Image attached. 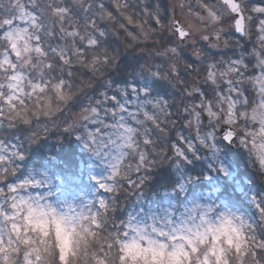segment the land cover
<instances>
[{"label":"snow or ice","instance_id":"obj_1","mask_svg":"<svg viewBox=\"0 0 264 264\" xmlns=\"http://www.w3.org/2000/svg\"><path fill=\"white\" fill-rule=\"evenodd\" d=\"M162 7L157 3L150 11L145 5L141 16L127 0H112L110 6L104 0H0V264H46L53 233L34 238L30 228L46 224L74 236L73 217L55 203L63 197L71 208L83 177H94L105 163L110 169L105 182L92 181L97 199L89 230L96 235L92 230L103 229L110 214L118 221L105 254L113 264L149 258L160 264H264V233H259L264 189L257 192L234 160L225 162L239 145L249 153V167L254 158L264 175V0L188 5L186 14L203 29L198 40L191 25L178 19L166 23ZM18 20L25 26L13 28ZM129 26L145 39L158 30L169 33L157 53L167 67L141 65L135 75L103 79L104 70L116 63L109 37L122 31L137 40ZM189 44L190 53L184 51ZM206 50L222 54L206 58ZM193 71L196 79H186ZM177 91L184 103L174 108L170 98ZM69 108L72 114L65 115ZM165 156L169 165L157 169ZM149 181L165 193L159 197L167 205L160 208L165 217L178 205H190L183 214L189 219L198 214L203 224L221 205L226 212H220L218 226L186 234L150 225L158 236L181 241L169 250L133 225L130 213L116 215L123 183L140 189ZM204 187L219 204L201 202L197 189ZM38 189L43 192L33 195ZM155 189L152 200L158 198ZM133 195L138 201L144 197ZM152 211L149 205L150 216ZM129 228L135 235L129 236ZM244 229L251 233L246 239ZM93 259L109 264L95 253ZM54 261L67 264L68 258L62 261L57 249Z\"/></svg>","mask_w":264,"mask_h":264},{"label":"rangeland","instance_id":"obj_2","mask_svg":"<svg viewBox=\"0 0 264 264\" xmlns=\"http://www.w3.org/2000/svg\"><path fill=\"white\" fill-rule=\"evenodd\" d=\"M185 4L186 8L185 10H181L179 7V4ZM197 4V0H173L169 4V10H170V16H169V21L174 19L175 17L178 18L181 23L185 26L191 25L192 26V31L196 33V38L198 40L199 33L202 31L201 25L195 21L194 17L189 16L186 14V9L188 5L195 6ZM25 25L21 21H17L15 24H13V28L16 27H24ZM209 31L211 29H208ZM165 35H169L167 31H165ZM165 46V45H164ZM163 46V47H164ZM197 47H200L201 45L198 43L196 45ZM163 47L158 48V52L161 51ZM192 45L189 44L184 51L190 53L192 50ZM140 50V49H139ZM157 52V53H158ZM204 55L206 58H212L215 57V59H219L220 55L219 52H214L212 50H206L204 52ZM160 57V56H158ZM160 59H162L160 57ZM163 62V60H162ZM167 67V65H166ZM181 71H184L183 63L180 65ZM197 77V73L193 71L191 75L189 76L190 80H194ZM176 94H179L178 91L174 92L170 98V103L173 104L174 108L177 106H182L184 103L183 100L178 101L176 98ZM174 135V133H173ZM171 152L167 153V156H170ZM167 156L162 161H159V167H164L169 165V161L167 159ZM242 157V158H241ZM249 153L243 152L239 145L233 146L225 158V162L229 163L232 162L233 160L235 161V164L240 163L239 170L242 172L246 171H254L257 172L260 176L261 175L256 168V163L254 158L252 159V167L254 166L255 168L252 169L248 165L249 161ZM50 170L53 172L55 175L56 169L53 168V166L49 165L48 166ZM157 167V166H156ZM218 167V165H217ZM159 169V168H158ZM110 172V169H107V165L102 164L97 167V170L95 172L94 177L93 176H86L83 177L82 183H80V188L82 189L81 195L79 198L70 200L71 203V208L66 207L64 203V198L60 197L59 203H55V207L57 210L61 213L67 212L70 217H73V220L71 221V225L75 227V235L70 237L69 233L65 231V229L57 226H52L51 229L49 228L48 225H35L30 228L29 235H32L34 238L38 234H47L49 231L53 233L52 237H49V243L47 244L48 251L50 253H53V255H48L46 258V264H55L54 261V253L58 249L60 252V259L63 261L65 257L68 258L67 264H76L79 262L81 258V254L87 252L88 249V236H93L91 234V231L89 230V217L96 211V209L92 206L96 202V191L97 189L92 186V181L93 179L100 181V182H105V178L108 176ZM133 178H135V173L132 172L130 173ZM155 172L152 173L154 175ZM217 182H222L223 177L217 175L216 177ZM264 181V179H263ZM254 189L258 192L261 189H256L255 185H253ZM154 189L155 186L153 185L152 181L146 182L143 186V188L136 189L135 187L129 188L127 183H123L119 197L116 200V215L120 216L123 215L124 213H130L133 217L131 223L137 227L144 228L146 233L148 234L149 238L157 240L159 243H166L169 245V250H171V244L173 243H181V241L176 240V241H169L167 237H161L158 236L156 233H153L151 231V226L156 227L157 229L165 232H169L171 229H177V232L179 233H185L186 229H192L193 232L199 230L203 231L205 230L209 225L213 226H218L219 220H220V212L224 211L226 212V208L221 205L219 209L215 210L213 213L209 214L207 219H208V224H203L201 223L199 219V215L197 214L193 219L188 218V214H183L184 213V207L185 206H190V205H178L177 210L171 215L165 217V215L160 212L161 207H166L159 197L164 195L165 193L162 192L160 189H155L157 199L152 200V197L154 195ZM230 191V190H229ZM43 189H38L35 192H32L33 195H36L38 193H42ZM143 192L144 197L142 200L138 201L137 196L133 195V193H136L137 195ZM197 192L201 196V202L205 204H219L220 203V198L217 197V195L211 191V188L209 187H204V188H198ZM22 194H27V193H22ZM206 198V199H205ZM57 198H49L48 202H54ZM121 201V206H120V200ZM92 203H89V202ZM44 201H41L43 203ZM149 205L152 208V215L150 216L148 214V208ZM123 210L121 212L120 210ZM143 209V211L141 210ZM171 221V223H169ZM118 221L115 220L112 215L110 214L107 223L103 229H100L99 231H95L97 236L99 235L98 239L101 242H108L111 243L113 237L110 236L111 232H114L115 229L113 228V225L117 223ZM234 224H238V221H233ZM98 230V229H94ZM92 230V231H94ZM260 230V229H259ZM262 231L264 233V228H262ZM129 236L135 235V233L132 232L131 228L128 229ZM244 239H246L251 233L247 230L244 229ZM259 234V233H258ZM53 239H54V246H53ZM5 240H7V235H5ZM99 242V243H100ZM104 243V244H108ZM142 246H146L147 241L143 240L140 241ZM250 243V242H249ZM23 251V249H22ZM203 251V249H202ZM85 254V253H84ZM115 256V253L113 254ZM113 259V257H112ZM229 259L232 260L234 259V254L229 256ZM113 264V262H112ZM133 264H160L159 258L156 259H151L149 258L147 262L140 260V261H135ZM165 264H175L174 261L168 260L165 261Z\"/></svg>","mask_w":264,"mask_h":264},{"label":"trees","instance_id":"obj_3","mask_svg":"<svg viewBox=\"0 0 264 264\" xmlns=\"http://www.w3.org/2000/svg\"><path fill=\"white\" fill-rule=\"evenodd\" d=\"M173 0H127V3L130 6V9L135 12H140L142 16V10L145 7V5L148 6L149 10L151 11L152 8L157 4H161L163 7L160 9L161 14L165 15V22L167 23L169 21V4ZM104 2L107 5H111L112 0H104ZM167 9L165 12L164 9ZM129 29L137 34V40H132L131 38L127 37L124 32L120 31L118 32V38L117 37H109L108 45L110 47V50L112 54L116 57V63L104 70V76L103 79H109V78H124L127 76L129 72H131L133 75L139 70L143 71V69L140 68L141 65H144L145 68L147 67H153L156 64H164L166 67L167 61L160 59L158 57L157 52L159 47H163L167 43V38L169 35H165V31L158 30L155 33H150L148 38L145 39L143 36H140L138 33V30L135 29L132 26H129ZM159 41V43H157ZM140 49V50H139ZM222 53H219L221 55ZM215 58V57H212ZM163 60V62H162ZM85 79L88 77L85 76ZM186 79H189V76H186ZM176 98L178 101L182 100V98L179 96V94H176ZM73 112V109L69 108L65 110V115H71ZM56 119H63V116H58ZM57 139L56 136L50 137L51 142L54 144L55 140ZM242 158V157H241ZM159 160V157H157ZM159 165V164H158ZM157 165V169L160 168ZM238 167H240V163H237ZM165 167V166H164ZM255 168L254 166L252 169ZM247 175L251 177L253 181V185H255L256 189H264V181L261 176L254 171H246ZM155 175V174H154ZM120 200V206H121ZM94 230V231H99ZM100 232V231H99ZM98 232V233H99ZM97 233V234H98ZM259 233H263L262 228H260ZM88 236L89 239L87 241L88 243V249L87 252L84 251V253L81 254V258L79 262L76 264H95V261L93 259V253L96 254L97 257H104L108 259L109 264H112L113 259L112 256H106L105 254L108 253L110 250L108 248V242H101L99 241L97 236ZM100 242V243H99ZM108 243V244H104ZM115 251H113V254ZM73 264V263H71Z\"/></svg>","mask_w":264,"mask_h":264},{"label":"clouds","instance_id":"obj_4","mask_svg":"<svg viewBox=\"0 0 264 264\" xmlns=\"http://www.w3.org/2000/svg\"><path fill=\"white\" fill-rule=\"evenodd\" d=\"M260 173V172H259ZM260 178L264 179V176H261Z\"/></svg>","mask_w":264,"mask_h":264},{"label":"water","instance_id":"obj_5","mask_svg":"<svg viewBox=\"0 0 264 264\" xmlns=\"http://www.w3.org/2000/svg\"><path fill=\"white\" fill-rule=\"evenodd\" d=\"M174 19H178V18L175 17ZM178 20H179V19H178Z\"/></svg>","mask_w":264,"mask_h":264}]
</instances>
